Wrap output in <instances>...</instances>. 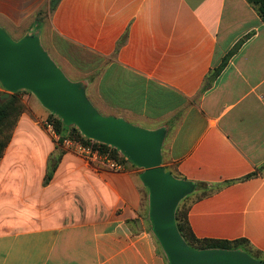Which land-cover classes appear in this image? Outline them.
<instances>
[{
    "label": "crops",
    "instance_id": "0c3cea01",
    "mask_svg": "<svg viewBox=\"0 0 264 264\" xmlns=\"http://www.w3.org/2000/svg\"><path fill=\"white\" fill-rule=\"evenodd\" d=\"M0 27L38 36L102 115L164 128V169L219 186L190 194L194 235L264 261V22L247 0H0ZM25 93L0 158V264H169L143 169L62 149Z\"/></svg>",
    "mask_w": 264,
    "mask_h": 264
},
{
    "label": "water",
    "instance_id": "95a60500",
    "mask_svg": "<svg viewBox=\"0 0 264 264\" xmlns=\"http://www.w3.org/2000/svg\"><path fill=\"white\" fill-rule=\"evenodd\" d=\"M0 85L2 98L29 91L50 113L86 138L116 148L143 169L140 179L149 189L152 230L169 264H264L241 250L194 249L179 234L174 211L196 188L174 177L161 162L164 128L145 129L112 115H102L88 99L81 81L70 80L42 47L39 37L18 40L0 27Z\"/></svg>",
    "mask_w": 264,
    "mask_h": 264
},
{
    "label": "trees",
    "instance_id": "16d2710c",
    "mask_svg": "<svg viewBox=\"0 0 264 264\" xmlns=\"http://www.w3.org/2000/svg\"><path fill=\"white\" fill-rule=\"evenodd\" d=\"M258 12L260 18L264 22V0H247ZM239 44H237L224 59L223 63L215 68L212 72V77H215L223 65L227 61L228 57L231 56L235 50L238 48ZM211 81L204 84L202 90L210 87ZM22 92H27L25 90H19L14 93H10L7 97L2 98V93L0 91V158L2 157L6 146L8 145L10 138L12 136V132L17 124V121L25 110V104L22 101L21 94ZM48 120L54 123L56 131L60 134L61 137H71L82 142L89 141L88 138L84 137L77 128L74 126L65 125L60 118L55 117L54 114L50 113L48 116ZM101 149L103 151H108L112 157L116 158L118 161H122L124 156L120 155L118 150L110 145L100 143ZM55 165H52V170ZM254 175V173L248 174L246 177H250ZM49 173L46 176V181L49 179ZM219 186H211L206 183H197L196 190H200L196 198H201L203 196L209 195L216 191ZM189 195L182 198L177 204L174 211V218L176 227L179 231L181 237L185 240V242L194 249H226V250H241L252 257H256L258 255L253 256L250 253L248 247V241L245 239H235V240H220V239H210V238H197L191 230V227L188 222L187 213H188V199ZM184 203V205H182ZM257 258V257H256Z\"/></svg>",
    "mask_w": 264,
    "mask_h": 264
},
{
    "label": "built area",
    "instance_id": "2783aa9c",
    "mask_svg": "<svg viewBox=\"0 0 264 264\" xmlns=\"http://www.w3.org/2000/svg\"><path fill=\"white\" fill-rule=\"evenodd\" d=\"M42 125L57 141L60 147L66 151H74L88 162L97 163L98 168H103L111 171H120L123 165L116 158L112 157L108 151H103L100 142L89 139L87 142L65 136L61 137L56 131L54 123L45 119Z\"/></svg>",
    "mask_w": 264,
    "mask_h": 264
},
{
    "label": "rangeland",
    "instance_id": "374dc122",
    "mask_svg": "<svg viewBox=\"0 0 264 264\" xmlns=\"http://www.w3.org/2000/svg\"><path fill=\"white\" fill-rule=\"evenodd\" d=\"M11 38H13L14 40H16L14 37H11ZM49 55V54H48ZM50 57H51V55H49ZM52 58V57H51ZM53 59V58H52ZM54 61H55V59H53ZM56 62V64L58 65V63H57V61H55ZM59 66V65H58ZM60 67V66H59ZM25 94H27L26 96H29V97H31L34 101H36V103H37V99L29 92V91H27ZM43 112L45 111V110H42ZM55 117H58V116H56L55 115ZM59 118V117H58ZM182 205H184V203H182ZM251 256V255H250ZM252 257V256H251ZM253 258H255V259H257L256 257H253ZM259 260V259H258Z\"/></svg>",
    "mask_w": 264,
    "mask_h": 264
}]
</instances>
